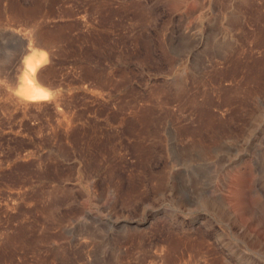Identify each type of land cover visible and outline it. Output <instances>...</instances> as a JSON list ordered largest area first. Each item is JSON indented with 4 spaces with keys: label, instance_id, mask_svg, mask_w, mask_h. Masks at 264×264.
<instances>
[{
    "label": "rangeland",
    "instance_id": "rangeland-1",
    "mask_svg": "<svg viewBox=\"0 0 264 264\" xmlns=\"http://www.w3.org/2000/svg\"><path fill=\"white\" fill-rule=\"evenodd\" d=\"M0 264H264V0H0Z\"/></svg>",
    "mask_w": 264,
    "mask_h": 264
},
{
    "label": "bare ground",
    "instance_id": "bare-ground-1",
    "mask_svg": "<svg viewBox=\"0 0 264 264\" xmlns=\"http://www.w3.org/2000/svg\"><path fill=\"white\" fill-rule=\"evenodd\" d=\"M29 73L26 78V84L29 87V92L27 94V98L31 100H43L48 98L49 93L44 90L40 84L36 81V68L37 65L35 63H31L28 66ZM27 69V68H26Z\"/></svg>",
    "mask_w": 264,
    "mask_h": 264
}]
</instances>
